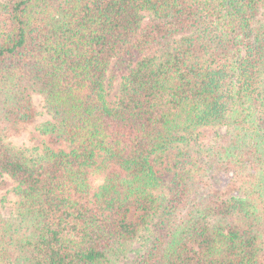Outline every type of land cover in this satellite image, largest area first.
Here are the masks:
<instances>
[{
    "label": "trees",
    "instance_id": "1",
    "mask_svg": "<svg viewBox=\"0 0 264 264\" xmlns=\"http://www.w3.org/2000/svg\"><path fill=\"white\" fill-rule=\"evenodd\" d=\"M6 179L0 264H264V0H0Z\"/></svg>",
    "mask_w": 264,
    "mask_h": 264
},
{
    "label": "rangeland",
    "instance_id": "2",
    "mask_svg": "<svg viewBox=\"0 0 264 264\" xmlns=\"http://www.w3.org/2000/svg\"><path fill=\"white\" fill-rule=\"evenodd\" d=\"M116 91L111 92L107 96V102L109 105L113 104L115 100ZM33 105L37 111V117L35 123L28 127L27 130L18 138H14L12 141L17 146H27L29 148H40L41 136L38 133V127L42 125L44 122L49 121V117L45 114L42 107V100L38 96L33 97ZM161 171V169H160ZM7 185L5 188L0 189V213L4 217H9L13 211V205L15 202V196L13 190L15 188V184L6 179ZM140 244H136L133 249H139ZM134 257V254L129 255V260ZM129 260H124L121 264H126Z\"/></svg>",
    "mask_w": 264,
    "mask_h": 264
}]
</instances>
